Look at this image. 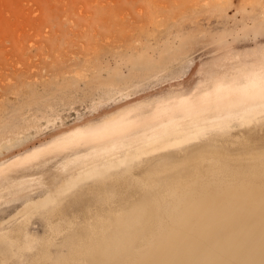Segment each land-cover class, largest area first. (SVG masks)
I'll list each match as a JSON object with an SVG mask.
<instances>
[{"label":"rangeland","instance_id":"374dc122","mask_svg":"<svg viewBox=\"0 0 264 264\" xmlns=\"http://www.w3.org/2000/svg\"><path fill=\"white\" fill-rule=\"evenodd\" d=\"M263 51L264 0H0V179L25 180L0 187V235L10 236L0 238V264L20 263L24 230L40 244L22 264H123L145 249L148 234L144 216L129 217L132 205L149 200L155 231L194 183L201 197L260 184L263 115L25 209L75 172L61 169L75 147L54 141L142 103L193 97ZM129 221L136 230L123 240Z\"/></svg>","mask_w":264,"mask_h":264},{"label":"bare ground","instance_id":"6f19581e","mask_svg":"<svg viewBox=\"0 0 264 264\" xmlns=\"http://www.w3.org/2000/svg\"><path fill=\"white\" fill-rule=\"evenodd\" d=\"M232 70L213 85L201 86L193 97L179 95L174 97L175 101L170 98L155 104L142 103L104 124L75 129L54 141L53 146L75 147L63 158L61 166L63 173L75 172L56 189L48 191L45 197L39 198L40 201L27 202L25 209L34 208L32 205L46 207L80 184L115 168L120 169L131 161L137 163V160L154 154L160 157L162 153L164 161L168 159L167 156L163 159L165 152L182 150L216 132L227 131L237 122L241 127L254 123L261 115L264 116V53L250 65L245 63ZM161 111L167 113L155 121L149 120L148 113L155 115ZM141 120H144L143 124L139 123L132 130L128 128L131 122ZM85 141L94 146L79 149ZM183 160L181 162L185 163L188 159ZM261 163L263 168L264 159ZM261 177L263 179L256 187L227 185L222 192L207 197L198 195L200 192L193 188L196 187L194 183L179 192L173 212H167L171 218L155 231L149 224V216L154 214L149 200L137 208L134 205L127 208L131 211L129 217H145L148 234L144 239L145 249L136 252L133 259L125 260L123 264H264V174ZM3 180L0 179V187L10 190L21 188L25 183L24 179L9 175L5 182ZM135 230L132 221L128 227L124 224L123 240L133 237ZM24 231V240L18 248L21 260L18 262L21 264L40 244L38 238ZM9 237L0 235L5 241ZM60 258L57 260L64 257Z\"/></svg>","mask_w":264,"mask_h":264}]
</instances>
